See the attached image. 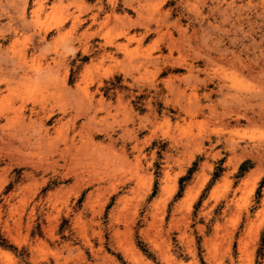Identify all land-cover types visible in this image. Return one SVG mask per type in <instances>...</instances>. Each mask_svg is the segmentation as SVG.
<instances>
[{"label":"rangeland","instance_id":"obj_1","mask_svg":"<svg viewBox=\"0 0 264 264\" xmlns=\"http://www.w3.org/2000/svg\"><path fill=\"white\" fill-rule=\"evenodd\" d=\"M130 1L0 0V264H264V0Z\"/></svg>","mask_w":264,"mask_h":264},{"label":"bare ground","instance_id":"obj_2","mask_svg":"<svg viewBox=\"0 0 264 264\" xmlns=\"http://www.w3.org/2000/svg\"><path fill=\"white\" fill-rule=\"evenodd\" d=\"M130 1V0H129ZM131 2V1H130ZM131 5V4H130Z\"/></svg>","mask_w":264,"mask_h":264}]
</instances>
